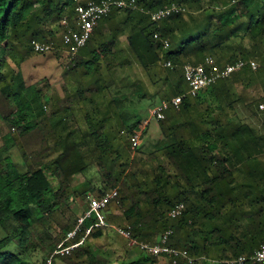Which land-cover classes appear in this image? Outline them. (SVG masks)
I'll return each mask as SVG.
<instances>
[{
  "label": "trees",
  "instance_id": "16d2710c",
  "mask_svg": "<svg viewBox=\"0 0 264 264\" xmlns=\"http://www.w3.org/2000/svg\"><path fill=\"white\" fill-rule=\"evenodd\" d=\"M85 2L0 0V115L20 138L7 135L0 147V264H46L76 223L74 202L87 203V194L99 197L114 188L107 222L128 227L138 241H155L171 228L168 244L186 250L195 258L191 264H226L253 252L264 242V121L258 132L229 109L241 100L232 93L236 83L264 87V0H136V8L114 7L101 17L71 57L61 20L73 25L75 6ZM171 3L184 12L150 19L147 11ZM33 39L66 52H57L61 92L47 99V85H26L21 69L25 59L40 54ZM207 56L220 66L243 58L258 67L246 66L194 97L185 95L179 107L156 119L149 149L142 141L150 122L142 124L141 111L185 93L184 64ZM134 64L160 83L158 97L148 94L137 74L122 75ZM134 132L140 136L136 148L129 140ZM91 166L97 182L85 176ZM178 202L183 211L170 218ZM104 228L58 257L65 264H159L142 251L110 263L105 249L90 247Z\"/></svg>",
  "mask_w": 264,
  "mask_h": 264
},
{
  "label": "built area",
  "instance_id": "2783aa9c",
  "mask_svg": "<svg viewBox=\"0 0 264 264\" xmlns=\"http://www.w3.org/2000/svg\"><path fill=\"white\" fill-rule=\"evenodd\" d=\"M123 9L125 7L136 8V0H86V2L78 3L75 6V18L73 19V25H71L66 17L61 20V24L64 30L61 33L62 41L66 45L67 50L71 57L78 53L87 40L89 39L94 26L97 21L107 15L112 8ZM184 12V8L177 3H171L164 5L156 11H147L150 19L158 21L173 13ZM155 38L158 36L155 34ZM33 48L40 54H44L52 51L54 45L52 41L41 42L33 39L31 41ZM164 47L168 45V42L163 41ZM166 66H171L170 61L164 63ZM251 67L256 69L258 64L253 59L238 58L233 62L226 63L220 66L216 63L214 57L207 56L203 61L192 64L186 63L183 66V75L187 83V90L185 93L175 95L169 100L163 99L155 104L150 112L155 119H164L165 113L170 107H179L182 98L187 95L194 97L202 89L207 88L219 79L230 76L233 72L241 70L244 67ZM263 105L260 104V108ZM149 118L145 117L142 121L143 125L148 124ZM129 140L132 148H136L140 141L138 132H134L129 136ZM117 195V189L114 188L109 192L104 193L102 196H95L93 193L87 194V206L83 209L82 213L77 217L74 226L67 230L64 238L52 251V253L46 258V264H53V257L67 256L72 251L83 245L86 242L88 235L95 228L105 227L108 225L106 219L105 209L108 203ZM184 208L182 202L174 204L168 211L170 218H176L181 215ZM116 232L128 240L129 244L138 247L140 251L146 254H151L158 259L164 261H171L173 264H177L180 259L186 261L187 264L194 262L195 258L187 253L186 250L172 247L168 244L169 237L172 233L171 228L160 232L155 241H138L132 237L131 232L126 226H115ZM222 262L226 264H243L245 262L253 264H264V242L260 243L253 252L249 254H241L235 257L225 259Z\"/></svg>",
  "mask_w": 264,
  "mask_h": 264
},
{
  "label": "rangeland",
  "instance_id": "374dc122",
  "mask_svg": "<svg viewBox=\"0 0 264 264\" xmlns=\"http://www.w3.org/2000/svg\"><path fill=\"white\" fill-rule=\"evenodd\" d=\"M61 30L56 32L57 40L56 43H59ZM121 40V47H125L127 45V41L125 36H122L120 38ZM65 54L64 57H66V52H64L63 48H61L58 51H61ZM57 49L44 53V54H35L27 59H25L21 63V69L23 73V77L25 80L26 85L33 84L34 82H39V86L41 85H47V88L45 92L43 93L44 97L47 99L49 94L53 91L57 90L61 92V84L63 82V70L62 66L59 60ZM64 61V60H63ZM257 62V61H256ZM258 64V62H257ZM137 74L143 83L145 84V88L149 95L155 94L160 95L161 92L159 90L161 89L160 83H152L148 76L144 73L141 66L138 64H134L133 68H126L123 70L122 75L131 77L132 74ZM232 93L234 94V98L239 96L241 100H236V102L233 104L231 110L229 109V112L232 114V116L240 121L249 123L251 126L257 129L258 132H261L263 130L262 128V122L264 121V87L263 84L260 82H256L252 85H249L247 87L244 86L243 83L238 82L233 86ZM245 97V98H244ZM243 98V99H242ZM155 101L151 103L150 105L146 104V108L144 111H141L139 118L148 117L149 118V128L148 132L143 138L142 144L147 145L149 149H151L154 145V142L156 140V119L150 115V112L155 104H157ZM260 104L263 105L262 108H260ZM49 105H47L48 109ZM143 128V126H141ZM10 135L11 137H15L17 139H20L17 136V130L15 126H12L9 122L6 121L1 115H0V147L4 145V137ZM23 141V140H22ZM135 155H141L140 153L135 152ZM85 176L88 177L91 181L97 182L99 180V175L96 172L95 168L93 166L87 168L85 170ZM77 181H81L83 179V175H78ZM87 203L85 201L77 200L74 202V208L78 211V216L82 213L83 209L86 208ZM115 225H108L105 226L103 229V234L98 238L95 239V242H90L92 247L93 245H97L105 249L108 253V257L111 259L109 262H115L122 260L124 258L133 257L136 254L139 253L138 247L129 244L128 240L124 237L120 236L116 230ZM159 264H164V260L158 259ZM54 264H65L60 257L56 256L54 258ZM113 264V263H111ZM208 264H214L213 261H210Z\"/></svg>",
  "mask_w": 264,
  "mask_h": 264
}]
</instances>
